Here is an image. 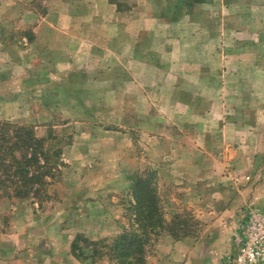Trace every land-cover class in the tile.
Listing matches in <instances>:
<instances>
[{"label":"crops","instance_id":"0c3cea01","mask_svg":"<svg viewBox=\"0 0 264 264\" xmlns=\"http://www.w3.org/2000/svg\"><path fill=\"white\" fill-rule=\"evenodd\" d=\"M25 1L0 0V121L57 112L64 124L101 127L111 116L115 130L144 140V158L172 184L190 173L225 208L203 237L172 240L159 264L221 263L247 206L264 207V0ZM8 9L25 10L13 15L19 35L4 30ZM10 234L0 232V264L108 258L46 231H14L18 241L6 244Z\"/></svg>","mask_w":264,"mask_h":264},{"label":"rangeland","instance_id":"374dc122","mask_svg":"<svg viewBox=\"0 0 264 264\" xmlns=\"http://www.w3.org/2000/svg\"><path fill=\"white\" fill-rule=\"evenodd\" d=\"M22 13L25 10H7L6 20L13 25L4 30L10 36L19 35L23 29L21 25H14ZM111 119L105 115L101 127L85 120H81L84 123L64 124L60 113L37 112L27 121L19 122L33 126L38 136L47 137L50 155H54L53 151L59 153L54 156L59 172L56 171L54 179L49 178L51 197L41 207L36 199L10 201L4 198L0 203V232H12L4 238L6 244L18 241L14 231L21 238H27L25 232L40 236L46 231L56 244L61 241L68 248L79 236L84 255L91 257L98 248L108 256L104 264H159V260L170 256L172 240L206 234L220 215L217 213L225 210L216 203L214 195L207 194L212 188L205 182H192L190 173H182L186 177L184 182L172 184L169 176L155 169L158 161L149 156L144 158V140L133 137L127 132L128 127H121L123 131L115 130ZM232 143L234 147L239 146L236 141ZM229 146L233 150L234 147ZM204 173L206 168L199 172ZM130 181L131 186H126ZM144 218H147L145 227L154 233H148L142 241L143 251L133 247L130 256L116 252V257L112 256L110 261L115 237H101L102 234L116 228L122 233H137ZM170 229L177 237L169 232ZM234 245L236 248V234ZM231 252L223 254L219 264ZM215 262L212 260L213 264Z\"/></svg>","mask_w":264,"mask_h":264},{"label":"trees","instance_id":"16d2710c","mask_svg":"<svg viewBox=\"0 0 264 264\" xmlns=\"http://www.w3.org/2000/svg\"><path fill=\"white\" fill-rule=\"evenodd\" d=\"M47 137L37 135L31 125L15 123L11 121H0V199L14 200H38L40 207L50 199V186L59 172L54 156L50 155V150L46 144ZM143 204V201H141ZM144 218L141 222L139 232H123L117 236L114 242V253L116 252L130 256L134 248L143 251L142 241L147 238L148 233H154L145 227ZM161 222V221H160ZM145 228V229H143ZM174 236V230H169ZM179 237V236H178ZM80 237L74 241L73 248L79 250V254L84 255V249L79 246ZM134 247V248H133ZM94 257V252L91 255ZM126 259L124 258V261Z\"/></svg>","mask_w":264,"mask_h":264},{"label":"built area","instance_id":"2783aa9c","mask_svg":"<svg viewBox=\"0 0 264 264\" xmlns=\"http://www.w3.org/2000/svg\"><path fill=\"white\" fill-rule=\"evenodd\" d=\"M236 250L224 257L222 264L264 263V207H251L239 223Z\"/></svg>","mask_w":264,"mask_h":264}]
</instances>
